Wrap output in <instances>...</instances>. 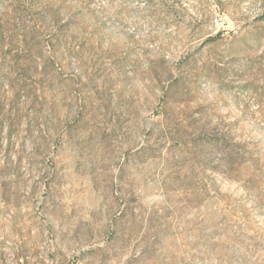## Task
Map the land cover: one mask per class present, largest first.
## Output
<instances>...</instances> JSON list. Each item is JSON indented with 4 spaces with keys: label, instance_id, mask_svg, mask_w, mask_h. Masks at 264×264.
<instances>
[{
    "label": "rangeland",
    "instance_id": "374dc122",
    "mask_svg": "<svg viewBox=\"0 0 264 264\" xmlns=\"http://www.w3.org/2000/svg\"><path fill=\"white\" fill-rule=\"evenodd\" d=\"M217 1L0 0V264H264V0Z\"/></svg>",
    "mask_w": 264,
    "mask_h": 264
},
{
    "label": "trees",
    "instance_id": "16d2710c",
    "mask_svg": "<svg viewBox=\"0 0 264 264\" xmlns=\"http://www.w3.org/2000/svg\"><path fill=\"white\" fill-rule=\"evenodd\" d=\"M155 1L156 0H147L149 6L153 5ZM217 6L218 7L222 6V4H221V2L219 0L217 1ZM161 7H162V10H163L164 13H166L168 15H171V16L175 15L179 11V9L176 6V4L169 5V4L165 3V2H162Z\"/></svg>",
    "mask_w": 264,
    "mask_h": 264
}]
</instances>
